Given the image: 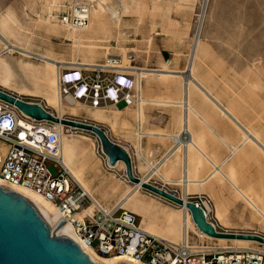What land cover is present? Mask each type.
I'll return each instance as SVG.
<instances>
[{"label":"rangeland","instance_id":"1","mask_svg":"<svg viewBox=\"0 0 264 264\" xmlns=\"http://www.w3.org/2000/svg\"><path fill=\"white\" fill-rule=\"evenodd\" d=\"M60 1L0 0V17L5 11L11 10V15L20 27L16 33L14 32V38L8 41L28 50L33 57H37L34 60L37 63H40L39 55L60 61L58 63L60 66L76 61L92 65L108 55H114L123 60L122 64L133 68L151 61L160 62L161 70L164 67L169 71L176 70L165 72L175 74L168 77L171 84L183 82L184 87H187L185 79L186 76H190L194 83L190 84V91L186 92V94L190 92V97L186 96L177 103L181 105L180 102L183 101L192 109H187L192 142L197 143L195 135H201L205 154L211 161L215 160L214 163H219L229 154V147L242 140L243 131L253 135L254 143L249 142L242 146L220 170L227 174L229 167L234 173L236 185L248 192L256 205L258 204V208L264 210V0H207L202 23L192 45L191 39L196 33L194 16L201 0H101L104 7L117 9L122 13L118 23H113L109 14L99 9L98 0L97 2L85 0L91 2V17L103 18V25L100 28L96 27L95 35L94 33L85 35L86 38L78 45L64 38L67 28L46 18L47 12L54 9ZM118 1L121 2V8L118 7ZM1 45L2 43L0 50ZM161 70L145 71L154 73L152 76L156 78L155 74L162 73ZM12 90L18 92L16 89ZM204 92L209 93L207 97ZM18 93L24 97L35 98L33 95ZM50 109L56 114L59 112L55 108ZM201 109L205 112H201ZM65 110L61 112L62 117L78 120L80 114L74 115L68 108ZM197 114H202V119L211 128L202 126L199 132H195L192 121L197 119ZM216 122H220V130ZM73 130L76 133L64 134L75 137L89 132L78 128ZM187 147L188 150L192 149L190 145ZM178 149L177 153L181 157L183 148ZM88 151L85 155L78 153L76 158L93 159L98 162L93 148ZM194 152L196 153V150ZM197 156L201 157L200 154ZM199 167L198 179L203 180L212 166L203 159V164ZM187 168L189 169V163ZM118 169L121 171L123 167ZM100 176L101 179L96 181L94 186L109 192L110 196L101 195L104 194L103 191L101 194L96 193L86 182L83 186L105 203L118 201L131 184H123L114 174L103 171ZM164 176L183 184L179 182L182 179L181 174L175 179ZM189 177L187 174V179H190ZM184 184L185 189L176 188L180 194L185 195V191L189 194L200 191L211 197L215 216L227 196L228 200L234 201L242 208V216L255 217L257 221H261L260 216L238 197L236 191L222 176L217 175L209 179L200 190L197 186ZM137 194L141 202L154 206L161 212V219L168 209L180 208L168 200L150 196L141 189ZM124 207L131 210L127 205ZM135 214L141 223L142 218ZM182 216L184 219L187 218L185 213ZM157 223H161L160 220H157ZM192 226L191 222L188 228L191 229ZM259 227L260 231L264 232L262 221ZM219 243L224 245L231 242ZM255 244L249 242L236 246L246 247Z\"/></svg>","mask_w":264,"mask_h":264},{"label":"built area","instance_id":"2","mask_svg":"<svg viewBox=\"0 0 264 264\" xmlns=\"http://www.w3.org/2000/svg\"><path fill=\"white\" fill-rule=\"evenodd\" d=\"M206 2L201 0L194 16L196 33L191 45L201 26ZM54 7L47 12V20L67 29H82L88 24L92 5L85 0H61ZM68 64L59 65L57 100L61 105H76V114L120 103L136 108L141 105L142 69L126 66L120 57L114 55L92 65L80 61ZM18 97L38 102L44 109L51 110L40 101ZM64 130L70 134L75 132L73 128L63 129L51 121L35 119L0 99V180L3 186L24 187L50 202L56 209L58 223L62 220L71 227L80 248L107 258L123 255L139 264H264V244L246 247L231 243L221 245L218 238L210 237L198 228L191 231L190 236L172 241L143 229L137 215L119 202L105 203L94 197L64 163L61 140ZM170 141L172 151L179 146L186 149L192 141L186 118L180 131L170 136ZM96 154L109 168L99 145ZM115 176L123 184L130 183L123 169ZM182 179L186 183L184 176ZM184 183L172 181L158 186L181 197L183 194L176 188L185 189ZM169 184L175 187L168 188ZM185 198L200 206L207 221L216 230H221L208 194L185 191Z\"/></svg>","mask_w":264,"mask_h":264},{"label":"crops","instance_id":"3","mask_svg":"<svg viewBox=\"0 0 264 264\" xmlns=\"http://www.w3.org/2000/svg\"><path fill=\"white\" fill-rule=\"evenodd\" d=\"M159 65H161L160 62L152 63L150 61L148 63L144 62L143 66H139L138 68L152 72L161 70ZM170 70L172 72L176 71L174 69ZM167 71L171 72L169 70ZM152 74L154 73H150L142 80V103L138 108L133 105L126 106L123 103L108 105L95 108L92 111H81L78 113L80 114L78 120L94 123L105 129L111 140L128 150L132 159L134 174L149 182H154L157 185L171 183L174 180L165 178L164 175L175 179L180 174L182 177L184 176L186 178L187 182V174L188 176H192V180H196V182L201 181L198 179L200 167H198L197 170L191 168L190 172L187 168L189 159L192 158V160L195 161L199 152L196 150L195 153L194 151L188 150L187 147L186 149H182L183 153L180 157L177 153L178 149L175 151L171 150L170 136L180 131L185 118L187 119V126L189 128L187 109L190 110L191 107H186L183 101L180 102V105L177 101L186 96L190 97V94H183V82H174L171 84L169 83L170 78L167 80H158V78H154ZM170 76H175V74H169V77ZM39 79L40 78L34 81L29 79L27 81L15 79L12 82L13 86H8L0 82V88L23 98H29L18 93L20 92L18 89L24 88L30 91V94H25L35 96V98L30 99L40 101L50 108L52 107L49 102L50 90L47 88L46 84ZM12 89H16L18 92ZM187 105L190 106L188 103ZM200 111L203 113L205 112L203 109ZM202 126L211 128L202 119V114H197V119L192 121V128L195 132H199ZM216 126L220 130V122H216ZM210 130L214 133L212 129ZM79 135L88 138V140H84V143L88 145L92 144L90 147L93 148L94 155L98 159V162L93 159L80 160L76 158L83 141L74 140L72 142L74 157L67 167L70 171L73 169L79 173L82 182L76 176L75 177L82 185L86 182L96 193L101 194V191H103L104 194L101 195H110L109 192L101 190L98 186H94V183L101 179V171L114 174L115 176L116 173L119 172L118 166L113 165L109 168L104 166L102 160L96 154V146H100V143L95 134L85 132ZM195 140L199 141L203 146L201 135L196 134ZM203 180H205V178ZM132 186L133 184L131 183L130 187ZM167 187L170 188L171 184ZM183 196L185 195L183 194ZM231 201L225 196L223 206L217 209L216 220L220 229L264 234V232L260 231L259 227L261 221L264 223L262 215L252 208L256 214L260 216L261 221H257L255 217H244L242 216V208L236 205L234 201Z\"/></svg>","mask_w":264,"mask_h":264},{"label":"bare ground","instance_id":"4","mask_svg":"<svg viewBox=\"0 0 264 264\" xmlns=\"http://www.w3.org/2000/svg\"><path fill=\"white\" fill-rule=\"evenodd\" d=\"M102 1L101 0L100 1L98 0V2H97V0L95 1V2H97L99 9L103 13L109 14V17L113 23H118L122 13L117 11V9L113 10V9L107 8L106 6L104 7V5H102L103 4ZM118 7H120V8L122 7L121 2H119V1H118ZM11 14H12L11 10H7L0 17V43H2V45H1L2 49L0 50V82L5 84V85H8V86H13L12 82L15 79H19L20 81H24V80L27 81L28 79L34 81V80L40 78L39 80H41L44 84H46L47 88L50 90L49 102L52 105V107H54L55 109H57L59 111L58 114H56V115L59 117H62L61 112H63L66 108H68L71 113L76 114L77 113V106L76 105H74V104H70L69 106L61 105L57 100L56 81H57L58 69L60 67L58 65V63L60 61L49 59L46 56L39 55L38 59L40 60V63H37L34 61V60H36L37 57H33L32 54L28 50H26L24 47L16 46L14 43L8 41V39L14 38V32L17 31V29L19 27V26H17V22L15 21V19L13 18V16ZM102 19L103 18H101V17H94V16L91 17V13H90L89 14V21H88V24L86 25V27H84L82 29H68L67 31H65L64 38H66L67 40L73 41L74 43H77V45H78V44H80L81 41H83L86 38L85 35L89 36L95 32L96 27L97 28L102 27V25H103ZM55 32H56V30H55ZM94 35H95V33H94ZM87 65H90V64L87 63ZM161 71H162V73L155 74L156 78L162 79V80H167L169 77V74L165 73V72H168L166 67H164V69ZM140 73L144 77H147L150 74L149 72H146L145 70H142ZM185 80H186L185 84L187 85V87L186 86L183 87V94H186V92H188V90L190 88L189 87L190 84H194L192 82L193 79L190 76H186ZM18 90H20V92L22 91V93H29L30 94V91L26 90L24 88H20ZM189 93H187V94H189ZM204 93H205L206 97L209 94L206 92H204ZM185 105H186V107H190L187 105V103ZM190 110H192V109H190ZM65 111H67V110H65ZM53 123L60 128L61 127L62 128L68 127L67 129L70 128V126L64 125L60 122H53ZM64 132L69 133V131L64 130L62 137H61L62 153H63L64 163L66 166L67 165L69 166V163L71 162L72 158L74 157V148L72 145L73 144L72 142L74 140L75 141H81V140L83 141V143H81L82 146H80V148L78 150L79 153H81V155L88 154L87 153V152H89L88 149L91 148L90 146L92 144H90V145L85 144L84 140H88V138H85L82 135H76L75 137H70L73 135H66V134H64ZM71 134H73V133H71ZM252 136L248 131H243L242 140L238 144H235V145L232 144V146L229 147V154L219 163H217V162L214 163L215 160L211 161V159L208 158L207 154H205V152H204L203 146L201 145V143L199 141L196 140L197 143H194L191 141L188 144L192 148L191 151L197 150L201 157H197V159L195 161L192 160V158L189 159V172L191 171V168H194L195 170H197V168L199 166H201V164H203V159L208 161L211 164L212 169L209 171L205 180H201V181L196 182V180H192L191 179L192 176L189 175L190 179H188V182L186 181V184H188V186L189 185L197 186V189L200 190V187H202V185L204 183L206 184V181L208 182L209 179L211 180V178H214L217 175L222 176V178L225 179L234 188L236 193L239 195L238 197L242 198L243 201H245L251 208L256 210L258 213H260L262 215V217L264 218V210H261L262 208H258V204L256 205L255 201L248 194V192H245L244 190H242L241 188H239L236 185V183L234 182V173L232 171H230L231 169L229 170V167H228L229 173L226 172L227 174L223 173L220 170L221 166L232 155H234L237 151H239L242 148V146H244L245 144H247L249 142L254 143ZM180 147H182V146H179L178 148H180ZM110 166H112V165H110ZM115 166L123 167V170H124V164L121 161H118L115 164ZM71 171L70 172L73 173V176L74 177L76 176L82 182L79 173L73 169ZM182 180L183 179H180L179 182L184 183V182H182ZM0 184L4 185V183L1 180H0ZM5 187L9 188L11 191L15 192L16 194L20 195L21 197L27 199L41 214V216L45 220L46 224L50 228L51 232H53L55 230V228L58 226L59 219H58V215H57L55 207L50 202H48L47 200H45L41 196L35 194L34 192H32V191H30L24 187H21V186H5ZM139 188H140V184H137V185L133 184V186L129 187V189L127 191L124 190V193L121 195L119 200L116 202H119L123 206L127 205L132 211L137 213L142 218L141 226L143 229H145L146 231H148L152 234H155L157 236H161V237L167 238V239L172 240V241H179L182 238H184L185 236H190L191 235L190 231H194L197 228L195 223L193 222L192 218H191V222L193 223V226L191 229L188 228L191 225V222L189 223L191 214H190V211L184 205L179 206L180 208L178 210L168 209L165 212L164 216H162V219H161L160 218L161 212L157 211V209L154 208V206L151 207L150 205H148L144 202H141L138 199L137 193H138V190H140ZM108 196H110V195H108ZM181 197L183 199L187 200L185 198V196L182 195ZM213 212H214V205H213ZM183 213H185V216L187 218L184 219V217L182 216ZM157 220L158 221L160 220L161 223L158 224ZM64 228L69 230L72 233L71 227L68 224L63 223L62 225H59V227L56 229L55 234L59 235L60 232ZM73 237H74L76 243H78L77 239L75 238L74 235H73ZM217 240H218V242L229 241L234 245H237V244L243 245V244H246L249 242H255V241L246 240V239L219 238ZM255 243H257V242H255ZM81 248L84 252H86L88 254V256L94 262H98L99 264H116L117 262H119L121 260H127V261H131L135 264H139L134 259L123 256V255H116L114 257L107 258V257H102V256H99L97 254L91 253L90 251H88V249H86L84 247H81Z\"/></svg>","mask_w":264,"mask_h":264},{"label":"water","instance_id":"5","mask_svg":"<svg viewBox=\"0 0 264 264\" xmlns=\"http://www.w3.org/2000/svg\"><path fill=\"white\" fill-rule=\"evenodd\" d=\"M0 99L13 104L35 119L60 122L70 128H78L95 134L109 165L113 166L118 161L123 162L124 173L130 183L140 184V188L159 195L178 206L184 205L190 211L196 227L206 235L218 239H246L264 244V235L256 232L216 230L212 223L207 221L200 206L134 174L128 150L111 140L106 130L100 126L59 117L52 111L44 109L38 102L25 101L2 88H0ZM62 224L61 220L51 232L41 214L27 199L0 184V264H99L81 250L69 230L64 228L59 235L55 234L56 229ZM116 264L135 263L121 260Z\"/></svg>","mask_w":264,"mask_h":264}]
</instances>
